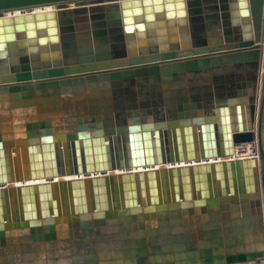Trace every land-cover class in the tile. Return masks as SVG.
I'll return each mask as SVG.
<instances>
[{
	"label": "water",
	"instance_id": "95a60500",
	"mask_svg": "<svg viewBox=\"0 0 264 264\" xmlns=\"http://www.w3.org/2000/svg\"><path fill=\"white\" fill-rule=\"evenodd\" d=\"M42 3L0 11V264H261L264 0Z\"/></svg>",
	"mask_w": 264,
	"mask_h": 264
},
{
	"label": "bare ground",
	"instance_id": "6f19581e",
	"mask_svg": "<svg viewBox=\"0 0 264 264\" xmlns=\"http://www.w3.org/2000/svg\"><path fill=\"white\" fill-rule=\"evenodd\" d=\"M40 1L44 2V0H0V11L1 10L4 11V16H8V14H10L11 11H12L11 13H15V14L19 13L20 11L23 13L31 12L33 10V8L31 7L33 5L29 3L30 2L40 3ZM79 1H85V0H45V3L38 5L39 7L38 9L39 11L50 10L57 3H66L69 7H71L73 6L74 2H79ZM248 155L249 154H247V156ZM241 156H244V155H241ZM110 174H114V173H110ZM61 179H65V178H60L59 180ZM13 185L15 184L13 183ZM13 185H11L10 187H13Z\"/></svg>",
	"mask_w": 264,
	"mask_h": 264
},
{
	"label": "built area",
	"instance_id": "2783aa9c",
	"mask_svg": "<svg viewBox=\"0 0 264 264\" xmlns=\"http://www.w3.org/2000/svg\"><path fill=\"white\" fill-rule=\"evenodd\" d=\"M234 157L238 159H258L259 152L256 141L251 142L246 145H238L234 148ZM247 154H249L247 156ZM244 155V156H241ZM261 264H264V260L260 261Z\"/></svg>",
	"mask_w": 264,
	"mask_h": 264
},
{
	"label": "crops",
	"instance_id": "0c3cea01",
	"mask_svg": "<svg viewBox=\"0 0 264 264\" xmlns=\"http://www.w3.org/2000/svg\"><path fill=\"white\" fill-rule=\"evenodd\" d=\"M173 92H175L176 93V91H175V88H174V91ZM213 105L212 106H214L215 108L218 106L217 105V101H214V103H212ZM176 107H178L177 105H176ZM201 110H203L204 111V108L203 109H201ZM214 110H216V109H214ZM174 112H178V110H175Z\"/></svg>",
	"mask_w": 264,
	"mask_h": 264
}]
</instances>
